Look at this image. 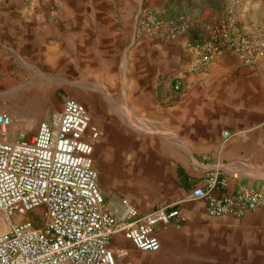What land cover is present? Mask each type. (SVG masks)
<instances>
[{"label": "crops", "instance_id": "0c3cea01", "mask_svg": "<svg viewBox=\"0 0 264 264\" xmlns=\"http://www.w3.org/2000/svg\"><path fill=\"white\" fill-rule=\"evenodd\" d=\"M141 8V3L129 0H0V111L14 117L9 139L29 138L36 130L14 124L22 115L7 107L5 91L51 89L55 79L62 98L73 97L87 106L84 92L92 90L99 75H123L119 84L105 87L107 121L93 125L99 135L93 164L108 168L96 153L102 147L105 154L109 151L110 114L127 123V135L135 141L147 130L154 146L151 161L155 158L159 167L167 141V152L175 154L179 192L168 209L178 213L169 223L155 226L160 240L156 252L134 249L121 234L112 237L110 246L127 249L125 260L132 264H212L217 259L220 264H264V210L241 218L211 217L203 200L189 197L192 188L214 171L226 178L223 193L240 186L264 190V166L256 159L264 138V83L243 77L261 68L240 67L233 55L225 54L203 70L174 74L180 79L148 82V67L154 62L149 50L159 44L137 32ZM183 57L176 66L185 71L195 59ZM154 64L159 79L161 63ZM224 130L230 133L225 141ZM125 152L124 164L132 170L139 161V144L133 147L130 142ZM103 192L111 211L118 201L106 189Z\"/></svg>", "mask_w": 264, "mask_h": 264}, {"label": "built area", "instance_id": "2783aa9c", "mask_svg": "<svg viewBox=\"0 0 264 264\" xmlns=\"http://www.w3.org/2000/svg\"><path fill=\"white\" fill-rule=\"evenodd\" d=\"M239 4L232 1L222 20L208 28V38L188 44L195 59L189 71L205 69L225 50L235 51L246 65L264 56V38L231 36L233 5ZM179 86L178 81L175 88ZM13 120L12 114L0 111V264H132L125 260L127 249L110 246L115 234L138 251L160 249L155 226L169 223L178 210L141 212L126 198L120 200L118 214L107 208L92 160L98 130L85 105L65 97L55 119L40 120L29 138L9 139ZM222 137L225 141L230 133L224 130ZM226 183L217 171L211 172L189 197L203 200L211 217L241 218L264 207V190L240 186L223 193ZM38 209L40 226L31 218L18 221Z\"/></svg>", "mask_w": 264, "mask_h": 264}, {"label": "rangeland", "instance_id": "374dc122", "mask_svg": "<svg viewBox=\"0 0 264 264\" xmlns=\"http://www.w3.org/2000/svg\"><path fill=\"white\" fill-rule=\"evenodd\" d=\"M116 1V0H115ZM130 3L136 5L141 3V10L136 19L137 32L145 35L144 39L151 40L159 44L157 49L149 50L154 61L149 64L148 82L152 81H171L172 79H180L174 74L189 71V66L194 61L186 66L185 71L181 70V66H176L178 59L182 64L183 56L188 54L193 56L188 50V44H197L209 37L208 28L216 26L224 17L227 9L231 7L232 1L235 0H129ZM240 4L234 6L235 21L231 26V36H245L249 39L264 38V0H238ZM42 2V1H40ZM52 2H56L53 0ZM148 23V26H145ZM233 55L238 61L240 67H260L261 71L253 70L244 72V79L250 83L261 81L264 83V56L255 60L253 63L246 65L240 60L238 54L233 50H225L215 60L223 55ZM161 63V77L157 79V69ZM214 60V61H215ZM121 77V79H120ZM175 77V78H174ZM106 78V79H104ZM53 80V79H52ZM120 80H124L123 75L108 74L99 75L96 82L92 84V90H87V100L90 105H87L91 115V124L97 125L105 123L107 116L105 115L108 107L106 103V86L117 85ZM51 89L45 90H7L5 91L4 101L8 104L7 107L21 112L22 116L14 122V124L23 126L24 128H33L36 130L37 123L40 120L52 122L60 113L62 102V92L59 90L58 82H55ZM259 92H261L259 90ZM81 100V99H80ZM143 106H137L139 109ZM146 107V105H145ZM151 108V106H147ZM146 107V109H147ZM114 108V107H111ZM119 108V107H118ZM124 109V106H120ZM129 109V107H127ZM128 113V112H127ZM154 116L155 112H147ZM109 119V118H108ZM112 126L108 127V153H104L106 148L102 147L100 152L96 153V157L100 159L102 164L108 166L107 169H99L93 164L99 176V188L104 196L103 190H107L109 196L116 198L118 202L114 203L112 213H118L120 210V200L128 199L131 203L137 206L140 210L146 211L158 207L169 208L178 198V185L175 181L177 169L173 162L175 154H171V146L164 141V160L162 167L159 164L155 165L151 161L153 156V143L147 134V130L141 133L137 141L135 137L127 135V123L119 120L114 114H110ZM149 124L146 122V125ZM154 124H156L154 122ZM97 138L93 140V149ZM130 142L133 147L135 143L139 144V161L134 164L132 170L126 169L125 150ZM260 149L256 158L264 166V138L260 139ZM94 151V150H93ZM255 156V155H254ZM256 157V156H255ZM97 160V159H96ZM158 166V167H157ZM130 171V175H128ZM116 196V197H115ZM105 197V196H104ZM105 201L106 197H105ZM116 201V200H115ZM118 203V204H117ZM119 205V207H118ZM194 207H197L194 205ZM198 208V207H197ZM264 210V207L258 209ZM262 213V212H261ZM40 209L34 210L28 215L19 217L18 221L26 219H34L36 226L41 222ZM263 217V214H259ZM212 264H220V261L213 260Z\"/></svg>", "mask_w": 264, "mask_h": 264}]
</instances>
